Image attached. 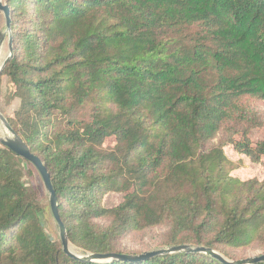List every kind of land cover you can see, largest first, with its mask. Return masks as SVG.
<instances>
[{
  "label": "trees",
  "instance_id": "trees-1",
  "mask_svg": "<svg viewBox=\"0 0 264 264\" xmlns=\"http://www.w3.org/2000/svg\"><path fill=\"white\" fill-rule=\"evenodd\" d=\"M4 2L13 54L0 84L14 106L2 114L44 164L70 246L136 257L120 242L160 227V248L264 255V181L232 177L224 154L264 157L249 138L264 126V0ZM23 164L0 144V264H221L68 257ZM111 193L123 198L106 208Z\"/></svg>",
  "mask_w": 264,
  "mask_h": 264
},
{
  "label": "rangeland",
  "instance_id": "rangeland-1",
  "mask_svg": "<svg viewBox=\"0 0 264 264\" xmlns=\"http://www.w3.org/2000/svg\"><path fill=\"white\" fill-rule=\"evenodd\" d=\"M2 4H5L4 0H0ZM5 29L4 18L2 13L0 12V33ZM7 37L4 39V44L2 46V50L0 53V63L4 60L7 55ZM5 93V80H1L0 84V113L10 114L13 109V104L8 101V99L4 96ZM256 110L260 113L264 114V103H257ZM3 115V114H2ZM4 116V115H3ZM3 131L0 125V137H2ZM249 138L253 145L264 141V126L254 129L250 134ZM114 141L113 139H108L104 146L105 147H113ZM224 154L228 160H230L235 169L231 171L230 175L234 178H237L241 181H246L250 179H257L259 181H264V157H262L259 163H252L249 158L244 155H240L234 151L231 145H228L224 148ZM27 180V178H25ZM32 185H35L36 189L40 195V205L43 208V222L45 225V229L48 235L50 236H58L57 227L51 215L49 204H48V196L43 188L42 181L40 176L35 172V175L28 180ZM122 195L111 193L105 196L102 200V205L106 208H111L117 206L122 201ZM166 234L165 228H154L151 230H145L139 233H133L126 236L121 242V248L127 252H135V253H146L149 251H154L161 249L159 246L163 241ZM73 251L82 255L79 251L73 248ZM259 254L258 251H254L252 249L244 251V252H236L240 259H246L250 257L257 256Z\"/></svg>",
  "mask_w": 264,
  "mask_h": 264
},
{
  "label": "water",
  "instance_id": "water-1",
  "mask_svg": "<svg viewBox=\"0 0 264 264\" xmlns=\"http://www.w3.org/2000/svg\"><path fill=\"white\" fill-rule=\"evenodd\" d=\"M0 12L4 18V25L5 29L3 32L0 33V53L2 50V46L4 44V39L7 37V55L4 60L0 63V76L1 73L8 63V61L12 58L13 54V47H12V32H11V21H10V11L6 4H2L0 1ZM0 125L2 127L3 135L0 137V144L3 147H6L10 150L15 156L21 158L24 161L23 167L26 168V164L30 163L35 170L37 171L38 175L41 178L43 188L48 196V204L51 215L57 227L58 239L61 244L62 252L67 255L68 257L79 260V261H89V262H106L112 260H128V261H138V260H145L152 256H160V255H171L176 253H184V254H204L207 255L216 261L220 262L221 264H255L259 262H264V255L261 256H254L238 261H228L223 258L217 252L204 247H191L188 245H180L168 248H161L158 250L146 252L140 254L136 257H126L123 255H78L76 254L73 249L71 248L67 234L64 228L63 223L61 222L58 212H57V198L55 191L52 187L49 174L44 166V164L40 161L39 158L32 155L24 144V142L20 139V137L16 134V132L11 128L8 124L6 118L0 113Z\"/></svg>",
  "mask_w": 264,
  "mask_h": 264
}]
</instances>
